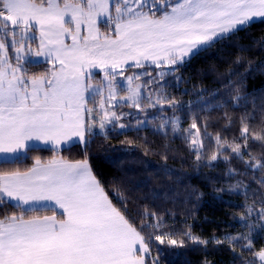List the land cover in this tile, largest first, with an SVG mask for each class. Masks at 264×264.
I'll return each mask as SVG.
<instances>
[{"label":"snow or ice","instance_id":"6c2138e0","mask_svg":"<svg viewBox=\"0 0 264 264\" xmlns=\"http://www.w3.org/2000/svg\"><path fill=\"white\" fill-rule=\"evenodd\" d=\"M254 25H264V0H0V164L19 163L28 152L42 150L39 145L54 153L47 161L37 158L27 171L0 172V264H168L153 237L177 248L186 241L205 248L229 242L234 251L252 252L254 236L264 232V108L257 125L253 100L254 111L241 114L240 136L230 140L226 133L235 122L228 101L210 106L201 95L184 105L169 89L172 78L181 79L175 76L180 67ZM258 43L264 47V41ZM44 63L51 67L29 75V68ZM235 93L232 111L246 109L247 96L239 88ZM197 105L208 113L224 110V128L213 136L207 120L201 127L192 111ZM124 108L136 112L119 111ZM185 108L191 113L188 129L176 115ZM156 120L155 133H185L198 167L211 148L204 166L215 168L223 158L229 179L251 173L257 189L242 180L226 185L245 199L246 235L202 239L191 226L183 233L163 231L170 229L167 213L147 210L137 228L127 198L106 191L90 166L92 140L108 138L117 128L125 137L147 131ZM250 137L259 142L261 156L252 154ZM77 143L82 159L59 155ZM232 160L244 161L242 173L231 167ZM154 248L157 258H151ZM254 256L243 264H264V247Z\"/></svg>","mask_w":264,"mask_h":264},{"label":"trees","instance_id":"16d2710c","mask_svg":"<svg viewBox=\"0 0 264 264\" xmlns=\"http://www.w3.org/2000/svg\"><path fill=\"white\" fill-rule=\"evenodd\" d=\"M260 41H264V25H254L208 52L201 53L175 73V76L181 79L179 81L175 78L171 79L173 87L169 89V95L174 96L184 105L189 101H196L201 95L203 102L210 106L221 100L228 101V109L235 124L226 135L230 140L239 137L241 114L245 110L254 111L253 100L256 104L255 124L261 122L260 109L264 108V47L258 43ZM249 66L251 70L246 72ZM47 68V63L40 67L29 68V75L40 74ZM230 72L237 74L230 75ZM241 76H243L242 86ZM228 80L232 81L230 88L225 87V82ZM236 88L240 89V95L247 96L248 102L246 109L239 107L232 111V96L236 94ZM214 93L219 94L213 96ZM129 109L124 108L119 111L136 112L134 108ZM192 111L199 115L201 127L205 120L208 121V130L213 136L217 130L224 128L227 122L224 110H213L208 113L202 110L201 105H197ZM150 112L155 113V110L151 109ZM167 113L173 115L171 111ZM176 115L181 116L182 127L188 129L191 124L189 110L185 108ZM141 118H143L142 114ZM131 123L135 126L136 121L132 120ZM159 123L160 121L156 120L155 123L147 125V131L129 132L127 137L117 135L116 132L120 131L117 128L108 138L98 135L92 140L87 152L90 166L102 181L106 191L115 198H119L121 194L127 198L128 214L135 221L137 228L142 223L139 215L147 210L149 214L153 211L167 213L165 219L169 221L170 229L163 231L183 233L188 232V226H191L192 234L202 239L246 235L247 227L241 226V216L246 215L241 210L245 199L242 195L230 193L226 185L242 180L250 184L252 189H257L259 185L252 179L251 173L236 174L229 179L225 176L228 165L224 163L223 158L215 168L204 166L212 155L211 148L206 150L204 160L198 167L195 156L190 154L184 142L185 133L180 132L174 137L169 132L165 137L153 131L154 128L159 127ZM128 141L133 143L130 144ZM249 142L252 144V154L261 156L259 142L252 141L251 137ZM228 151L231 153L230 149ZM53 154L51 150L30 151L19 163L0 164V172L26 170L37 158L47 161ZM165 154L167 159L162 158ZM59 155L73 160L84 157L82 146L79 144L73 146L71 151H61ZM231 167L242 173L245 168L244 161L232 160ZM165 169L168 172H165ZM260 175L257 173V178ZM117 188L120 189L119 192L116 191ZM248 203H251L250 199ZM46 213L51 212H42L40 215ZM2 214L0 212V215ZM9 214H12L11 211ZM249 222L251 221H245V223ZM174 238L182 237L177 235ZM254 240L252 252H242L240 247H236L234 251L229 242L220 245L209 244L205 248L203 245L186 241L183 248H177L169 246L167 242L160 245L153 237L152 243L165 250L168 264H203L205 258L211 261V264H243L245 260L255 259V251L264 247V232L255 235ZM244 243L241 242L242 245ZM151 258H157L155 248L152 250ZM161 264H164L163 260Z\"/></svg>","mask_w":264,"mask_h":264},{"label":"crops","instance_id":"0c3cea01","mask_svg":"<svg viewBox=\"0 0 264 264\" xmlns=\"http://www.w3.org/2000/svg\"><path fill=\"white\" fill-rule=\"evenodd\" d=\"M68 43H71V41L69 40L68 41ZM47 66H48V68H50L51 67V65L50 64H47ZM91 106V105H90ZM78 144V143H77ZM39 147L40 148H42V149H47V148H50V146H45V145H39ZM50 160V159H49ZM35 163V160H34V162L26 169V170H23V171H27L29 168H31L32 166H33V164ZM60 212V210L59 209H57V213H59ZM52 213H46V214H43V215H51Z\"/></svg>","mask_w":264,"mask_h":264},{"label":"rangeland","instance_id":"374dc122","mask_svg":"<svg viewBox=\"0 0 264 264\" xmlns=\"http://www.w3.org/2000/svg\"><path fill=\"white\" fill-rule=\"evenodd\" d=\"M101 30L103 31L104 30V28H103V23H101ZM33 46H35V44H33ZM10 55H11V53H10ZM96 71V79H101L102 78V76H101V74H99V72H98V70H95ZM98 99V98H97ZM130 110V109H129ZM151 109H149L148 111H150ZM125 113H127V112H125ZM153 113V112H152ZM153 114H155V113H153ZM167 115H168V113H166ZM160 124V123H159ZM96 130H99V128L97 127V129Z\"/></svg>","mask_w":264,"mask_h":264}]
</instances>
